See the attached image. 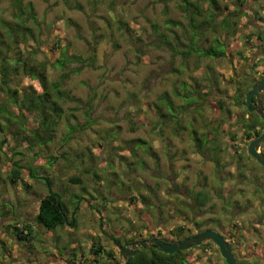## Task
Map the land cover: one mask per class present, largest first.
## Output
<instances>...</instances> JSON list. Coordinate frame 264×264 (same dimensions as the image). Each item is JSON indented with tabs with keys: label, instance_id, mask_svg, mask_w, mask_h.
Returning a JSON list of instances; mask_svg holds the SVG:
<instances>
[{
	"label": "rangeland",
	"instance_id": "1",
	"mask_svg": "<svg viewBox=\"0 0 264 264\" xmlns=\"http://www.w3.org/2000/svg\"><path fill=\"white\" fill-rule=\"evenodd\" d=\"M27 2H33L38 17L51 24V37L43 48L38 49L33 41L23 45L25 49L41 50L38 59L50 60L49 78L54 80L61 74L52 64L61 46H68L70 52L83 57L96 47V61L94 67L73 64L79 71L70 75L65 88L76 100L63 103L65 114L57 126L55 139L34 149L19 147L25 155L15 157L23 156V163L33 164L34 154L38 152L42 159L36 163L45 169L44 175L48 173L52 177L53 187L45 179H32L25 172L22 177L32 186L29 192L22 181L12 184L8 177L11 163L0 151V264H79L81 252H84L82 260L94 258L91 249L94 242L107 249L98 263L110 264L122 259L121 249L113 236L123 244L136 236H140V240L163 238L177 225L190 227L196 234L197 230L188 219L192 215L179 203L185 195L176 189L177 184L196 190L206 186L213 200L196 212L197 218L210 220L208 226L217 230L226 233L230 230L240 258L247 259L246 264L255 261L264 264V166L248 155L249 141L243 139L244 131L236 124L241 107L231 99L238 93L237 81H245L243 74L248 73L250 81L263 75V66L255 70L249 68L252 62L262 61L263 56L260 44L255 39L248 41L245 34L249 31L264 33V19L261 18H264V0L255 1L246 8L249 22L240 25L237 35L220 33L228 43L229 56L219 60L202 58L198 60L199 66L195 54L185 58L173 50L159 49L151 44L159 40V32H163L172 41H176V34L181 35V46L188 45V39L182 34L187 17L178 5L182 0H23L24 5ZM234 2L224 0L223 3L234 9ZM15 9L12 0H0V18L14 21ZM168 19L180 26L171 24L172 32H169L165 24ZM56 38L60 45L55 50ZM199 42L200 45L208 44L203 39ZM183 61L189 64L188 72L181 69ZM208 62L223 75L225 82L220 91L231 102V117L223 124L226 129L221 134V143L218 140L223 148L220 169L208 155L195 151L188 128L176 135L169 123L161 135L153 130L156 118L149 114L151 102L157 101L162 93H172L188 76L201 78L205 82L203 90L208 92L205 79ZM30 83L24 78L20 86ZM214 93L209 96L213 105ZM91 97L94 99L89 113L94 122L90 124L86 102ZM262 98L264 91L260 95ZM261 103L264 104V100ZM212 108L205 107L204 116L215 117L214 121L222 120L219 110ZM77 123L89 125L73 133L69 142H64L68 124ZM136 125L139 127L132 130ZM110 132L112 136L105 144L104 139ZM229 132H236L238 141H233ZM6 135L7 145L10 142L14 146L10 134ZM1 136L0 133V140ZM138 138L147 140L157 157L144 153L142 147L135 150L137 156L133 157L131 149ZM88 149L93 154L91 160L86 153ZM51 155L58 158L51 167L45 168V161ZM140 158L147 161L144 168L139 166ZM238 160L243 165L241 169ZM91 168L95 169L96 178L87 173ZM73 178H81L82 182H75ZM84 185L91 192L80 203L77 226L70 224L51 231L40 225L32 243L17 240L13 234L14 225L22 224L25 219L34 221L40 200L50 189L61 191L67 200L76 203ZM131 196L136 199L131 200ZM105 197L107 200H103ZM146 199H149L148 206L144 202ZM228 200L231 206L227 205ZM32 223L36 228L35 222ZM146 224L148 229L144 228ZM208 246L205 250L190 251L188 256L194 258L193 263L225 264L217 244L211 241ZM108 251L114 252L115 258H111Z\"/></svg>",
	"mask_w": 264,
	"mask_h": 264
},
{
	"label": "trees",
	"instance_id": "2",
	"mask_svg": "<svg viewBox=\"0 0 264 264\" xmlns=\"http://www.w3.org/2000/svg\"><path fill=\"white\" fill-rule=\"evenodd\" d=\"M255 1L258 0H235L236 6L234 9H231L229 4L223 3L224 0H194V2L193 0H182V3L178 5L185 11L187 17V24L182 26L184 30L182 34L188 39V45L181 46L179 43L182 39L181 35L176 34V41H172L169 39V35L163 32H159V40L152 41L151 44L159 49L168 48L173 50L175 54H182L185 58L195 54L198 62L197 66H199V61L202 58L213 60L224 59L229 56V46L226 40L221 38L220 33L223 32L225 36L237 35L240 25L245 26L249 22L246 8ZM12 4L16 8L14 21L0 18V133L3 135L0 140V151L5 155L8 162L11 163V170L8 174L10 182L16 184L22 181L25 190L29 192L32 186L25 181L22 173L25 172L32 179H45L53 187L52 177L48 173L44 175L43 171L45 169L36 163V160L42 159L38 152L34 154L33 164L23 163V156L21 158L15 157L16 155H25L20 148L28 150L34 149L37 146H46L55 139L57 126L65 114L63 103L68 100H76V96L72 95L65 88L70 75L79 71V69L73 67V64L80 63L82 67H94L96 47H93L89 51L88 56L83 57L70 52V47L61 46L59 55L56 56V60L52 63L54 68L61 70V74L54 80L49 78L47 67L50 64V60L48 58L38 59L37 54L41 53L38 47L43 48L46 41L50 40L51 24L38 17L33 2H27L24 5L23 0H12ZM255 13L258 15L257 12ZM261 18L264 19L263 17ZM165 24L169 32H172L169 29L171 24L180 26V23L169 19L165 21ZM168 31L167 33H169ZM245 37L248 41L255 39L260 44L262 56L264 57V33L249 31L246 32ZM202 39L207 41L208 44L200 45L199 41H202ZM30 41L36 42L38 49H25L23 45ZM178 43L179 45H177ZM53 45L56 50L58 45H60L59 38L54 39ZM263 57L262 61H255L250 65V69L252 70L263 66V75L258 80L250 81L248 73L243 74L245 81H237L238 93L235 96H231L236 105L245 108H240L236 124L241 125L244 131L242 137L246 141L259 137L264 129L262 117L258 113L250 111L246 102V94L250 91L251 87L264 77ZM188 65L186 61H183L181 69L188 72ZM206 71L207 76L205 79L206 86L209 87L208 92L203 90L205 82L201 78L188 76L186 80H181L180 86L174 88L172 93H162L157 101L151 102L149 104V114L156 118L153 130L161 133V135L164 127L169 123L172 124V132L176 135H179L180 132L188 128L195 151L208 155L214 161L215 167L220 169L222 167L220 152L223 148L218 143V140L221 143V134L226 129L223 127V124L231 117V102L229 103L228 97H225L220 91V86L225 80L223 75L218 72L216 66L208 62L206 64ZM175 72L179 73V70L175 69ZM24 78H28L31 83L21 87L20 84L23 83ZM242 87L244 90H242ZM216 90L221 94L219 96L216 95L213 105L211 104L213 101L209 99V96ZM93 99L91 97L86 102L88 107L86 112L88 113L90 124L94 122L90 118L89 113ZM260 100L263 101L264 98ZM210 104L216 110H219L220 116H223L222 120L214 121L215 117L206 118L204 116L205 107L213 109ZM199 122L202 123L199 124ZM89 123L84 126H81L79 123L74 125L68 124V132L64 135L63 141L69 142L73 137V133L88 127ZM138 127V125L133 126L132 130H136ZM7 133L10 134L12 141L15 142L14 146H11L10 142L7 145L9 141ZM110 135L112 136L111 132L104 139L105 144L109 140ZM229 135L233 141H238L236 132H229ZM233 146L234 148L237 147L234 144ZM138 147L144 148V153L157 157L149 142L142 138L136 139L132 146L131 155L133 157L137 156L135 150ZM235 152L238 153V150L236 149ZM86 153L91 160L93 154L90 152V149ZM57 158V156L51 155L45 161V168L51 167ZM138 163L142 168L147 165V161L144 158H140ZM238 163L241 169L243 165H240L239 160ZM95 172L94 168L87 170V173L93 174L94 178L97 175ZM80 179L73 178V181L82 182ZM176 189L185 195V199L180 200L179 203L181 207L186 208L189 214L192 215V218L189 216L188 219L193 223L195 230L201 232L209 229L210 220H200L196 216V212L202 211L213 200V196L206 189V186H203L200 190H196L195 188L187 187L185 184H177ZM81 190L82 193L78 195V201L73 203L67 200L61 191L57 192L50 189L41 198L39 211L34 221L25 219L21 222L22 224L14 225L13 234L16 235L17 240L20 243L21 241L28 244L32 243L37 235L35 231H38L37 227L40 225L51 231L63 229L70 224L77 226L76 214L80 208V203L86 200V195L91 192L86 185L82 186ZM135 199V196H131V200ZM103 200H107V197L103 198ZM148 200L144 201L146 206L150 204ZM228 202L227 205L231 206L230 200ZM5 204L7 205V203ZM211 219V221L215 222L214 218ZM158 221L157 223H160V220ZM163 221L165 222L166 220ZM32 222H35L36 228ZM101 225L103 227L102 223ZM144 228L148 229V225L146 224ZM191 234L194 233H192L190 227L177 225L170 230L168 236L161 239L167 242H174L186 238ZM113 237L116 244L120 248H123L125 244L117 237ZM136 240H140V236H136L130 240L126 239L125 243L127 244L130 241ZM210 242L206 241L199 246L172 253L164 252L157 246L140 248L131 257L129 264H194V258L190 255L188 256L191 253L190 251L196 248L205 250L209 247ZM91 249L94 253L91 264L95 262L98 264L103 251L107 249L103 244H95V242L91 246ZM83 255L84 252H81L80 263L83 261ZM108 255L111 258L115 257L112 251H108ZM73 256L77 257L75 252ZM253 264H258V261H255Z\"/></svg>",
	"mask_w": 264,
	"mask_h": 264
},
{
	"label": "water",
	"instance_id": "3",
	"mask_svg": "<svg viewBox=\"0 0 264 264\" xmlns=\"http://www.w3.org/2000/svg\"><path fill=\"white\" fill-rule=\"evenodd\" d=\"M264 89V77L256 82L246 94V102L250 111L258 113L264 121V105L259 99L260 92ZM264 143V129L262 134L251 140L248 146V152L254 157V159L264 165V151L262 150V144ZM213 241L219 247L222 256L228 264H239L233 249L227 239L224 238L218 231L207 229L198 232L194 235L186 238L174 241L166 242L158 237H151L149 239L137 240L132 242L122 249L121 263L116 264H129L131 257L135 254L136 250L140 248H148L151 246H157L160 250L168 253H172L182 249H189L195 246L201 245L203 242Z\"/></svg>",
	"mask_w": 264,
	"mask_h": 264
},
{
	"label": "flooded vegetation",
	"instance_id": "4",
	"mask_svg": "<svg viewBox=\"0 0 264 264\" xmlns=\"http://www.w3.org/2000/svg\"><path fill=\"white\" fill-rule=\"evenodd\" d=\"M251 65V64H250ZM250 68V67H249ZM263 91V90H262ZM261 91V92H262ZM261 92H260V94H261ZM215 94V97H216V95H220L221 93H214ZM259 99H260V95H259ZM261 101V100H260ZM262 102V101H261ZM264 105V104H263ZM255 112V111H254ZM249 143H250V141H249ZM248 146H249V144H248ZM248 155H250V154H248ZM253 159H254V157L252 156V155H250ZM255 160V159H254ZM256 161V160H255ZM264 166V165H263ZM216 229V228H215ZM218 231L219 232H221V233H224L225 235H229V233H230V230H227V233L226 232H224L223 230H220V229H218ZM230 243H231V246L233 247L232 249H233V252H234V254H235V257L236 258H238V260L240 261V256H239V252H238V250H237V248H236V246L234 245V238L232 237V236H230L228 239H227ZM218 247V246H217ZM219 248V247H218ZM220 250V249H219ZM115 258V257H114ZM92 262H91V260L90 259H88L87 261H85V260H83V262L82 263H80V264H91ZM116 262H112V263H110V264H115ZM98 264H109V263H105V262H100V263H98Z\"/></svg>",
	"mask_w": 264,
	"mask_h": 264
},
{
	"label": "bare ground",
	"instance_id": "5",
	"mask_svg": "<svg viewBox=\"0 0 264 264\" xmlns=\"http://www.w3.org/2000/svg\"><path fill=\"white\" fill-rule=\"evenodd\" d=\"M209 229H212V230H216V231H218L217 229H215L214 227H209ZM219 232V231H218ZM221 235H223L224 236V238L225 239H228L230 236H231V233H229V235H225L224 233H221V232H219ZM213 242V241H212ZM130 243H132V242H129V243H127V244H125L123 247H125L126 245H128V244H130ZM230 243V242H229ZM230 245H231V243H230ZM235 245V244H234ZM236 246V245H235ZM232 247V246H231ZM120 248V247H119ZM193 248V247H192ZM233 248V247H232ZM121 249V257H122V249L123 248H120ZM221 252V251H220ZM221 256H222V253H221ZM222 258L224 259V257L222 256ZM237 259V261H238V263L239 264H246L247 263V259L246 258H240V262H239V260H238V258H236ZM131 260V259H130ZM121 262H123V260L121 259V261H119V262H116V263H121ZM130 262V261H129ZM224 262H225V264H228L226 261H225V259H224ZM115 263V264H116Z\"/></svg>",
	"mask_w": 264,
	"mask_h": 264
}]
</instances>
